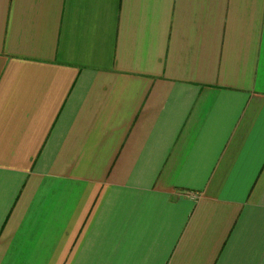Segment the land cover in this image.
I'll use <instances>...</instances> for the list:
<instances>
[{
  "label": "crops",
  "instance_id": "1",
  "mask_svg": "<svg viewBox=\"0 0 264 264\" xmlns=\"http://www.w3.org/2000/svg\"><path fill=\"white\" fill-rule=\"evenodd\" d=\"M0 264H264V0H0Z\"/></svg>",
  "mask_w": 264,
  "mask_h": 264
}]
</instances>
